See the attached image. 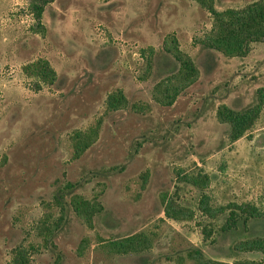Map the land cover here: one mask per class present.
<instances>
[{
  "label": "rangeland",
  "instance_id": "obj_1",
  "mask_svg": "<svg viewBox=\"0 0 264 264\" xmlns=\"http://www.w3.org/2000/svg\"><path fill=\"white\" fill-rule=\"evenodd\" d=\"M29 2L0 0V264H17L19 251L29 264H195L187 256L193 246L226 261L258 258L232 247L264 235V220L248 233L205 240L200 224L207 218H168L162 195L197 209L202 191L179 182L177 172L202 167L214 203H264V110L235 142L217 119L222 103L240 109L255 102L264 86V43H254L246 57L208 52L198 41L212 16L197 0H56L46 7L41 32ZM168 35L200 69L172 106L154 97L156 83L176 67L163 50ZM38 58L58 73L40 90L23 71ZM120 89L128 106L109 110L108 95ZM100 120L97 141L74 158L71 135ZM61 189L64 209L55 200ZM72 192L101 201L93 227L71 206ZM138 232L152 238L147 251L109 250L110 241Z\"/></svg>",
  "mask_w": 264,
  "mask_h": 264
},
{
  "label": "trees",
  "instance_id": "obj_2",
  "mask_svg": "<svg viewBox=\"0 0 264 264\" xmlns=\"http://www.w3.org/2000/svg\"><path fill=\"white\" fill-rule=\"evenodd\" d=\"M56 0H30L29 9L37 23V30L43 31L42 18L46 7ZM212 16V26L198 41L208 52H220L229 57H246L250 54L254 43H264V0H255L241 8H225L219 10L215 0H197ZM163 50L173 57L175 69L166 77L158 81L154 87V97L162 105L172 106L180 94L194 84L199 76L200 69L194 59L181 49L179 40L174 35H168L163 42ZM155 49L150 48L153 56ZM151 62V59L149 60ZM24 73L35 80L37 90L44 85H53L58 80V73L45 58H38L23 66ZM128 99L123 90L111 92L107 97V108L119 110L128 106ZM264 110V86L256 91L254 103L240 109L233 108L225 103L218 106L217 119L228 124L229 139L235 142L248 135L254 128ZM101 120L84 130H76L71 135L74 158L81 157L98 139ZM178 181L190 184L202 191L197 209L184 205L177 197L168 192L162 195L165 215L173 220H193L197 213L207 218V222L200 224L205 240L211 239L215 233L219 236L236 233L240 230L249 232L255 221L264 220V203L258 205L251 201H231L227 204H216L206 190L212 179L202 167L192 172L180 169L177 172ZM67 187H73L68 183ZM66 194L59 190L55 200L57 205L65 208ZM70 204L79 217L84 219L90 227L94 226L95 215L103 209L101 201L86 198L78 193H70ZM198 210V211H197ZM221 219V223L219 222ZM49 228V227H48ZM51 233V230H49ZM214 240V239H213ZM152 238L144 232H138L116 239L108 243L110 251L119 254L141 253L152 247ZM236 254L256 253L258 258L237 257L226 261L208 257L202 248L190 247L187 256L195 264H264V235H248L235 241L232 247ZM17 264H29L24 251L18 252ZM20 259V260H19ZM183 260V259H182Z\"/></svg>",
  "mask_w": 264,
  "mask_h": 264
}]
</instances>
